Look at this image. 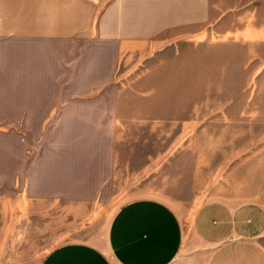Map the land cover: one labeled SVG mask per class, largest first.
Returning a JSON list of instances; mask_svg holds the SVG:
<instances>
[{"label": "rangeland", "instance_id": "obj_1", "mask_svg": "<svg viewBox=\"0 0 264 264\" xmlns=\"http://www.w3.org/2000/svg\"><path fill=\"white\" fill-rule=\"evenodd\" d=\"M116 84L90 97L114 111L84 124L83 157L73 125L58 134L70 143L42 145L34 173L0 199V264H42L70 241L107 250L114 214L134 198L169 203L190 229L204 201L264 196V0H211L206 23L124 52Z\"/></svg>", "mask_w": 264, "mask_h": 264}, {"label": "crops", "instance_id": "obj_2", "mask_svg": "<svg viewBox=\"0 0 264 264\" xmlns=\"http://www.w3.org/2000/svg\"><path fill=\"white\" fill-rule=\"evenodd\" d=\"M210 16L211 0H0V199L34 173L42 145L56 154L59 143H70L58 134L73 133V125H81L83 157L84 124L114 111L90 97L117 95L124 52ZM53 164L49 175L59 174ZM76 169L84 174V166ZM107 242V250L63 243L42 264H264V196L204 201L190 229L169 203L134 198L114 214Z\"/></svg>", "mask_w": 264, "mask_h": 264}]
</instances>
